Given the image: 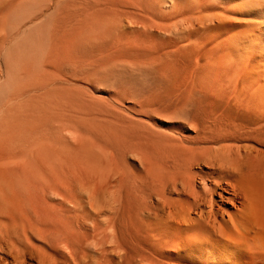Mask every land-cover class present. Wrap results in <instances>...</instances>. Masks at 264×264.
<instances>
[{"label":"bare ground","instance_id":"1","mask_svg":"<svg viewBox=\"0 0 264 264\" xmlns=\"http://www.w3.org/2000/svg\"><path fill=\"white\" fill-rule=\"evenodd\" d=\"M0 89V264H264V0H0Z\"/></svg>","mask_w":264,"mask_h":264},{"label":"rangeland","instance_id":"2","mask_svg":"<svg viewBox=\"0 0 264 264\" xmlns=\"http://www.w3.org/2000/svg\"><path fill=\"white\" fill-rule=\"evenodd\" d=\"M83 85V86H82ZM79 86H81V87H87V86H85L84 84H79ZM89 88H87V89H85V91H87V93H89L90 95H92V96H96L97 94H99V93H96V92H94L93 90H91V92H90V90H88ZM1 91H0V95H3L4 94V92L2 93V91H4V90H2V89H0ZM93 93V94H92ZM3 97V96H2ZM0 101H1V97H0Z\"/></svg>","mask_w":264,"mask_h":264}]
</instances>
